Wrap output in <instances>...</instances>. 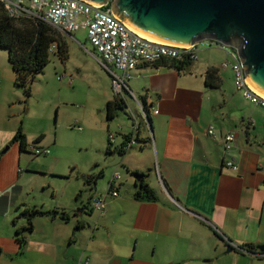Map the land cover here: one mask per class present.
<instances>
[{
    "label": "crops",
    "instance_id": "0c3cea01",
    "mask_svg": "<svg viewBox=\"0 0 264 264\" xmlns=\"http://www.w3.org/2000/svg\"><path fill=\"white\" fill-rule=\"evenodd\" d=\"M228 49L204 40L197 43L196 59L185 70L149 63L131 70L128 88L119 96L127 103L126 118L119 114L113 119L114 131L106 128L107 145L109 134L114 135L113 150L126 143V136L136 135L139 140L123 155H107L117 157L115 161L127 173L123 177L116 170L118 196L106 195L102 211L77 212L88 204L87 190L100 196L98 180L93 185L81 182L69 203L53 201L48 208L64 211L70 219L36 217L22 254L13 220L19 212L16 208L23 204L45 208L29 202L36 199L30 195L35 193L31 176L35 171L30 170L34 158L29 146L43 134L36 145L44 147L46 134L38 130L30 137L23 126L24 112L13 97L18 92L15 73L4 57L0 61V152L7 149L0 162V264H264V253L247 248L264 244V108L243 98L227 80L228 70L221 65ZM90 53L102 65L93 48ZM212 67L220 77L214 87L205 78ZM105 69L111 79L110 71L122 75ZM125 93L131 96L130 103ZM141 111L148 113L149 123ZM20 126L28 152L14 141ZM209 126L215 136L207 133ZM228 133L235 139L225 151L222 140ZM107 145L101 150L106 151ZM227 160L238 164L239 171L226 167ZM133 171L147 175L144 180L154 189L155 201L134 198L138 182ZM78 221L83 228L75 230ZM59 225L65 230L60 231ZM229 243L233 248L228 251Z\"/></svg>",
    "mask_w": 264,
    "mask_h": 264
},
{
    "label": "rangeland",
    "instance_id": "374dc122",
    "mask_svg": "<svg viewBox=\"0 0 264 264\" xmlns=\"http://www.w3.org/2000/svg\"><path fill=\"white\" fill-rule=\"evenodd\" d=\"M72 36L68 37L69 58L62 62L58 56L52 55L43 73L35 78L32 95L27 98L24 89L14 84L18 92L14 91L13 97L24 112L22 121L28 134L30 137L38 135V130L46 134L42 144L50 153L40 156L29 154L34 158L31 164L34 169L30 170L35 171L31 175L35 180L32 191L35 193L30 195L36 196L29 202L47 209L51 208L53 201L70 202V194L80 191L79 185L84 182L81 174L96 175L103 169L104 176L98 179L97 186L101 197L107 193L116 170L123 177L127 174L115 161L117 157L107 156L106 151L101 150L107 145V126H110V131L115 128L114 120H106V98L115 94L111 76L90 53L92 48L86 30L80 28ZM4 57L8 60L7 51L0 49V61ZM227 70L226 78L232 83L233 72ZM62 74L65 77L59 81L58 75ZM125 96L130 103L131 96L128 93ZM119 114L126 118L125 113ZM79 125L82 128L79 129ZM87 192L89 197L91 192ZM40 195L47 197L45 204H42ZM23 220L20 218L18 222ZM59 226L60 231L65 230L64 225Z\"/></svg>",
    "mask_w": 264,
    "mask_h": 264
},
{
    "label": "water",
    "instance_id": "95a60500",
    "mask_svg": "<svg viewBox=\"0 0 264 264\" xmlns=\"http://www.w3.org/2000/svg\"><path fill=\"white\" fill-rule=\"evenodd\" d=\"M85 1L97 6L111 1L113 16L151 41L187 48L200 41L212 40L236 49L245 69V82L264 97V0ZM141 117L146 123L150 122L148 113L141 111ZM144 175L136 173L133 176L139 182ZM93 198L91 194L86 206L91 207ZM86 209L84 206L77 212ZM232 248L229 243L228 251ZM257 250L263 254L264 244L258 245Z\"/></svg>",
    "mask_w": 264,
    "mask_h": 264
},
{
    "label": "built area",
    "instance_id": "2783aa9c",
    "mask_svg": "<svg viewBox=\"0 0 264 264\" xmlns=\"http://www.w3.org/2000/svg\"><path fill=\"white\" fill-rule=\"evenodd\" d=\"M11 16L43 17L51 26L63 33H75L83 28L86 30L87 39L92 48L98 53L102 65L109 71L113 68L122 73L117 75L111 72L115 94L123 95L127 89L126 79L129 72L139 64H153L164 59L194 60L196 59L197 43L189 47H179L148 40L129 29L121 20L113 16L110 2L99 6L85 0H2ZM217 43V42H216ZM55 47V46H54ZM223 69H231L233 72L234 89L241 93L243 98L254 105L264 108V97L255 93L245 82L246 74L236 49H228V58L221 65ZM64 74L58 75V80L64 78ZM70 83L72 77L70 76ZM1 88V82H0ZM158 110H155L157 113ZM207 133L215 136L213 126H209ZM132 135L128 146L136 144L138 137ZM112 142L114 135L109 134ZM235 135L228 133L223 137L222 144L225 151L231 149ZM34 155H47L48 148L36 144L29 146ZM225 166L239 171V165L233 160H227ZM120 175L114 172L109 183V188L104 197L94 196L92 209L102 211L106 195L118 196L119 191L116 182Z\"/></svg>",
    "mask_w": 264,
    "mask_h": 264
},
{
    "label": "trees",
    "instance_id": "16d2710c",
    "mask_svg": "<svg viewBox=\"0 0 264 264\" xmlns=\"http://www.w3.org/2000/svg\"><path fill=\"white\" fill-rule=\"evenodd\" d=\"M55 46V47H54ZM0 49L7 51L8 61L15 73V85L24 89V94L28 98L33 92V83L38 74L43 73L44 68L51 61V56L56 55L59 59L65 62L69 58V47L67 44V35L58 29L51 26L43 17H31V16H11L5 7L4 1L0 0ZM192 63V60L187 58L184 60L177 59H164L153 63L155 66H166L175 68L179 71L187 69ZM206 82L211 87L217 86L220 83V77L216 68H209L205 73ZM145 103V102H144ZM127 103L125 99L116 95L106 103V120L112 121L120 112L126 113ZM148 112L147 107H144ZM140 125V123H139ZM44 135L42 134L37 138L34 144L42 141ZM131 139V135L126 136V143L120 147L112 149V142L109 139V143L106 148V153L110 154L118 152L123 155L126 149L129 147L128 142ZM14 141L19 143L22 151H26L29 144L27 143L26 135L23 127L20 126L15 134ZM139 140H136L138 143ZM3 156V151L0 152V162ZM133 174L140 173L133 171ZM84 177V183L87 185H93L99 178L102 177V173L96 175H86ZM147 175H144V178ZM144 178L138 182L137 188L134 192V198L140 201H155L157 199L154 189L145 182ZM80 193V192H79ZM80 195V194H79ZM22 210L20 211V208ZM21 207H17L19 211L15 219L14 225H17V220L24 219V224L15 228L14 237L19 244V253L22 254L27 243V235L34 230V219L36 217H49L55 219L58 215L64 220L68 221L70 216L64 211L58 209H45L42 206H29L23 204ZM90 208L92 207L85 206ZM83 228V223L77 222L76 229ZM255 245L248 244L247 248L250 250H256ZM1 253V249H0Z\"/></svg>",
    "mask_w": 264,
    "mask_h": 264
},
{
    "label": "bare ground",
    "instance_id": "6f19581e",
    "mask_svg": "<svg viewBox=\"0 0 264 264\" xmlns=\"http://www.w3.org/2000/svg\"><path fill=\"white\" fill-rule=\"evenodd\" d=\"M35 156H38V155H35Z\"/></svg>",
    "mask_w": 264,
    "mask_h": 264
}]
</instances>
